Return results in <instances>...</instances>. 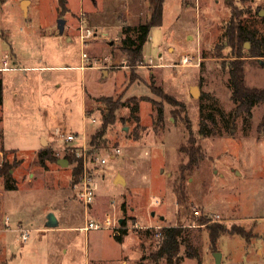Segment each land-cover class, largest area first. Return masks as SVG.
<instances>
[{
    "label": "rangeland",
    "instance_id": "374dc122",
    "mask_svg": "<svg viewBox=\"0 0 264 264\" xmlns=\"http://www.w3.org/2000/svg\"><path fill=\"white\" fill-rule=\"evenodd\" d=\"M23 1H0V167L5 161L16 165L14 188H5L0 176V218L7 215L13 229L0 224V264H152L160 244L157 227L178 225L198 252L190 258L182 245L180 264H216L215 252L221 264H264V103L251 115L236 116L225 35L239 13L247 29L263 34L264 0H165L162 24L151 28L144 60L135 66L118 49L121 30L148 20V0H66L63 13L59 0H28L25 12ZM59 19L66 21L62 33ZM81 20L107 34L84 46ZM246 42L245 51L251 49ZM219 43L225 46L220 57ZM186 55L191 62L183 65ZM245 72L247 85L264 89V64L248 57ZM152 83L177 102L154 93ZM100 96L145 99L139 126L131 108L122 107L108 143L92 148L90 134L101 125L93 99ZM159 104L163 123L156 121ZM58 131L78 132L79 141L66 143ZM190 138L203 156L181 180L188 155L180 147ZM81 144L88 158L107 159L104 165L89 163L98 191L87 209L75 195L65 157ZM117 147L121 152L112 156ZM45 148L57 160L42 166ZM118 175L125 182H116ZM178 184L185 188L184 204L174 192ZM50 214L58 226L47 225ZM107 216L126 223L81 230L88 220ZM201 217L227 231L212 243ZM19 226L28 229L27 241L15 230ZM157 264L168 263L162 258Z\"/></svg>",
    "mask_w": 264,
    "mask_h": 264
},
{
    "label": "trees",
    "instance_id": "16d2710c",
    "mask_svg": "<svg viewBox=\"0 0 264 264\" xmlns=\"http://www.w3.org/2000/svg\"><path fill=\"white\" fill-rule=\"evenodd\" d=\"M4 2L5 0H0ZM165 0H148L150 15L145 23H140L135 26L126 25L122 27V37L118 49L125 55L128 65L135 66L140 64L144 60L143 47L147 41L151 28L154 26H160L163 21V7ZM61 7V13L66 11V0H59ZM226 39L228 41L229 48V86L232 89L231 98L236 104L235 114L236 116L247 113L251 115L252 108L263 102L264 103V89L251 87L246 83L245 72V60L248 57L252 58H264V33L257 35L254 31L247 29L241 19L240 13L235 15L233 19L227 24ZM251 44V49L245 51L243 45L244 42ZM222 45V46H221ZM223 44L217 45V56L220 57V49ZM133 77L130 76L132 81ZM153 79V77L151 78ZM151 89L154 93L160 95L169 104L176 103V99L173 96L163 94L154 83L151 84ZM145 98L138 99L137 97H131L126 101H121L120 98L114 96H100L93 100L97 102V108L100 110V127L90 134L89 144L92 148H99L102 144L108 143L107 134L111 126H113L118 119V111L122 107L131 108V116L138 123L140 117L138 116L140 101ZM3 101V85L0 80V103ZM90 112H88L89 114ZM180 116V113L177 114ZM164 106L159 104L157 107L156 121L163 123ZM139 126V123L137 124ZM192 140V141H191ZM194 139H189L188 145H182L181 151H184L188 155V162L180 166L181 180L185 179L186 173L189 175L199 164L202 159L200 149L194 147ZM68 159L69 164L72 165L73 178H76L82 171V160L77 158L74 154H68L65 156ZM55 153L52 149L45 148L39 153V162L42 166H46L47 161H56ZM15 164L5 161L0 167V176L6 178L5 188H14V182L10 180L12 177V169L15 168ZM188 175V176H189ZM174 192L177 195L179 204H184L186 199L185 188L182 184H178L174 187ZM208 219H198L199 224H206L211 242L214 243L218 236L222 232H226L227 229L223 225H211L207 224ZM125 221L123 225H125ZM126 232L125 230L123 231ZM236 232V231H230ZM241 234L240 232H237ZM117 239L121 241V236L116 235ZM160 244L157 250L152 254L153 263L157 264L162 258H165L168 264H180L181 255L180 248L182 245L186 247V254L190 258H197L198 252L191 245L190 240L187 238L186 229L183 225L164 227L161 229V236L159 237Z\"/></svg>",
    "mask_w": 264,
    "mask_h": 264
},
{
    "label": "built area",
    "instance_id": "2783aa9c",
    "mask_svg": "<svg viewBox=\"0 0 264 264\" xmlns=\"http://www.w3.org/2000/svg\"><path fill=\"white\" fill-rule=\"evenodd\" d=\"M79 38L80 42L85 46L87 41L91 39H97L100 36H105L107 33L103 32L100 33L98 28L90 27L85 24L84 20H81V23L79 25ZM8 56H5L4 64L5 66L8 64ZM82 59H87V53L83 50L82 53ZM191 62V59L189 56H184L182 58V64L188 65ZM150 64V63H149ZM152 65V64H151ZM83 67V66H82ZM5 68H8L7 66ZM88 118L91 120V122H98L97 118L93 116H88ZM55 135L59 137V139L63 140L66 143H74L76 141H79V134L78 132H63L58 131L55 132ZM76 151L74 154L77 158L82 160V171L81 173L76 177L73 178V188L75 191V195L77 199L89 208L96 198V194L98 191V182L96 179L95 173L91 170L89 167V163H97L104 165L107 162V159L105 157L99 156L96 154L94 157H89L87 147L85 144H81L79 146L75 147ZM121 152V149L119 147L113 149V155L119 154ZM196 214H199L198 211L195 212ZM120 221V220H119ZM117 219L112 218L111 216H107L103 221L97 222L93 219L88 220V222L85 224L84 227L81 228V230L87 232L92 229H110L119 227L122 223H120ZM6 229H12L9 225V217H6ZM158 231L156 232V236H161V229L162 227H157ZM19 231H21V238L22 241H27L29 238V232L28 229H23L21 226L18 227Z\"/></svg>",
    "mask_w": 264,
    "mask_h": 264
},
{
    "label": "water",
    "instance_id": "95a60500",
    "mask_svg": "<svg viewBox=\"0 0 264 264\" xmlns=\"http://www.w3.org/2000/svg\"><path fill=\"white\" fill-rule=\"evenodd\" d=\"M28 0H24L23 3H22V8L24 9V12L27 10V7H26V2ZM65 20L64 19H59L58 20V28L60 30V32L62 33L64 31V28H65ZM246 45L247 47H250V43L249 42H246ZM258 62L260 64H264V59L263 58H257ZM191 93L193 96H197L199 94V88L198 86H194L192 87L191 89ZM127 128V127H126ZM62 161H60L61 163ZM67 165V162L64 163ZM115 181H122V182H125L124 178L121 176V175H118L115 179ZM155 212H152V215H154ZM162 220L164 219V216H161L160 217ZM120 223L123 222L122 219H120L119 221ZM47 225L50 226V227H56L58 225V221L56 220L55 216L53 214H50L48 216V222H47ZM215 259H216V264H221V253L220 252H215Z\"/></svg>",
    "mask_w": 264,
    "mask_h": 264
},
{
    "label": "crops",
    "instance_id": "0c3cea01",
    "mask_svg": "<svg viewBox=\"0 0 264 264\" xmlns=\"http://www.w3.org/2000/svg\"><path fill=\"white\" fill-rule=\"evenodd\" d=\"M82 68V67H81ZM83 69V68H82ZM10 149H18V148H10ZM6 217H7V215H5L4 214V216L2 217V218H0V224H2V228L4 229V230H6V231H11V230H13V229H6ZM58 225H59V223H58ZM57 225V226H58ZM84 227V226H83ZM18 228V227H17ZM51 228H53V227H51ZM2 229V230H3ZM15 230H17V229H15Z\"/></svg>",
    "mask_w": 264,
    "mask_h": 264
}]
</instances>
